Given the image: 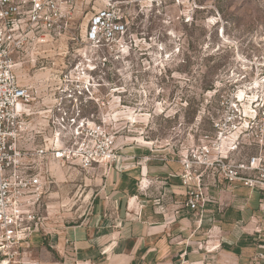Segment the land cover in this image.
Returning <instances> with one entry per match:
<instances>
[{"label": "rangeland", "instance_id": "374dc122", "mask_svg": "<svg viewBox=\"0 0 264 264\" xmlns=\"http://www.w3.org/2000/svg\"><path fill=\"white\" fill-rule=\"evenodd\" d=\"M107 9L124 25L115 39L90 42V49L81 38L77 45L70 38L48 45L44 66H24L19 78L55 88L64 59L87 52L90 105L84 114L90 127L101 123L115 137L119 152L136 146L178 158L214 137L215 123L233 111L251 120L236 157L264 151V0H78L80 37L89 19ZM115 165L86 171L53 161L41 205L45 229L32 247L54 250Z\"/></svg>", "mask_w": 264, "mask_h": 264}, {"label": "built area", "instance_id": "2783aa9c", "mask_svg": "<svg viewBox=\"0 0 264 264\" xmlns=\"http://www.w3.org/2000/svg\"><path fill=\"white\" fill-rule=\"evenodd\" d=\"M77 5L78 0H0V264L32 263L33 240L45 229L41 205L52 183L53 161L89 171L112 167L120 157L115 137L101 123L90 127V115L84 114L90 105L87 52L64 59L65 70L54 76L59 80L55 88L22 84L18 76L24 66L31 70L44 66L48 45L63 44L67 38L77 45L81 38L83 49H90V42L99 46L123 31L119 17L107 9L89 19L80 37ZM108 5L113 7L111 1ZM43 89H54L55 105L39 111L41 118H29L35 114L34 104H45ZM246 116L240 111L227 113L224 121L215 123L214 137L178 155L182 166L178 177L190 209L202 211L209 200L208 188L220 181L264 195V151L236 157L240 134L251 127ZM260 207L264 210V200Z\"/></svg>", "mask_w": 264, "mask_h": 264}, {"label": "crops", "instance_id": "0c3cea01", "mask_svg": "<svg viewBox=\"0 0 264 264\" xmlns=\"http://www.w3.org/2000/svg\"><path fill=\"white\" fill-rule=\"evenodd\" d=\"M55 93L43 89L45 104H34L29 118L55 105ZM181 169L170 153L126 147L88 212L66 226L54 250L31 247V264H264V195L220 181L203 210H192Z\"/></svg>", "mask_w": 264, "mask_h": 264}]
</instances>
